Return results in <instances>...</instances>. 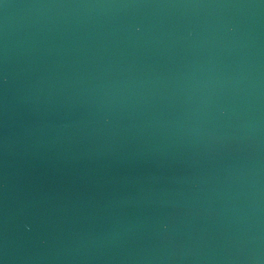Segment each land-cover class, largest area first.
I'll return each instance as SVG.
<instances>
[{"label":"water","instance_id":"obj_1","mask_svg":"<svg viewBox=\"0 0 264 264\" xmlns=\"http://www.w3.org/2000/svg\"><path fill=\"white\" fill-rule=\"evenodd\" d=\"M0 264H264V0H0Z\"/></svg>","mask_w":264,"mask_h":264}]
</instances>
